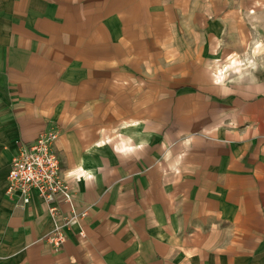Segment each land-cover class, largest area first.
<instances>
[{
  "label": "crops",
  "instance_id": "crops-1",
  "mask_svg": "<svg viewBox=\"0 0 264 264\" xmlns=\"http://www.w3.org/2000/svg\"><path fill=\"white\" fill-rule=\"evenodd\" d=\"M43 129L58 250L5 192ZM0 264H264V0H0Z\"/></svg>",
  "mask_w": 264,
  "mask_h": 264
},
{
  "label": "built area",
  "instance_id": "built-area-1",
  "mask_svg": "<svg viewBox=\"0 0 264 264\" xmlns=\"http://www.w3.org/2000/svg\"><path fill=\"white\" fill-rule=\"evenodd\" d=\"M56 137L55 130L43 129L29 144L21 143L11 158L5 188L9 197L16 195L17 201L23 204L30 200L32 190L49 202L47 211L52 227L43 238L53 250L61 247L65 239V228L77 219L72 188L61 175L59 158L52 150ZM57 194L69 204V213L61 212L56 203H50Z\"/></svg>",
  "mask_w": 264,
  "mask_h": 264
}]
</instances>
